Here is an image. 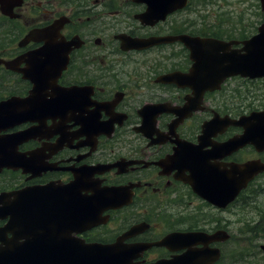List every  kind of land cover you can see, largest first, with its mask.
I'll return each mask as SVG.
<instances>
[{
  "label": "flooded vegetation",
  "instance_id": "flooded-vegetation-1",
  "mask_svg": "<svg viewBox=\"0 0 264 264\" xmlns=\"http://www.w3.org/2000/svg\"><path fill=\"white\" fill-rule=\"evenodd\" d=\"M2 1L0 60L10 67L0 64V103L26 100L37 89L33 104L22 105L57 109L0 132V139L11 137L10 144L0 140V153L5 146L13 164L0 166V194H13L14 200L22 191L46 188V196L60 203L69 194L61 189L73 186L77 192L71 210L41 213V222H27L26 229L36 231L32 239L43 229L52 241L47 248L86 249L78 255L99 264H264V208L256 194L264 173L250 183L249 194L218 207L212 195L204 198L192 185L213 181L230 166H188V142L198 143L204 123L216 114L238 118L236 91L242 84L262 88L264 78L227 79L200 102L188 85L193 62L185 44L124 50L118 40L120 34L209 38L214 27L218 39L244 41L264 25L262 0H249L255 27L236 38L224 36L223 20L207 24L201 18V0H190L153 27L130 18L114 24L112 0ZM228 1L218 0V8ZM145 9L137 5V13ZM192 15L200 20L189 30ZM49 48L63 55L46 58ZM188 103L198 109L189 114ZM240 133L230 126L214 141ZM254 151L244 148L218 162L249 161ZM93 205V211L83 212ZM68 216L73 221L65 222ZM6 222L0 221V228ZM210 252H218L213 263ZM122 255L127 258L119 259Z\"/></svg>",
  "mask_w": 264,
  "mask_h": 264
},
{
  "label": "water",
  "instance_id": "water-1",
  "mask_svg": "<svg viewBox=\"0 0 264 264\" xmlns=\"http://www.w3.org/2000/svg\"><path fill=\"white\" fill-rule=\"evenodd\" d=\"M133 2L146 5V10L143 13L135 15V19L146 26L155 25L160 19H165L166 15L178 9H183L188 4V0H133ZM1 3L5 4L2 0ZM4 12L10 15L11 8L6 6ZM119 40L125 50L146 49L176 41L188 46L190 58L194 62L188 73V85L194 90L195 99L200 98L207 90L213 91L220 88V85L229 77L238 75L250 78L264 77V27L260 28V33L256 37L244 41L242 49L233 48L234 44H238L237 42L200 39L186 35L149 39H133L121 35ZM52 50L49 48V51ZM62 55L63 53L59 56ZM59 56L57 53H49L48 58L59 59ZM0 63H4V61H0ZM37 92L36 89L29 97L28 102L30 104H33L31 102ZM22 107L26 108V112L17 111L18 108L21 110ZM55 108L52 105H27L25 107L19 105L16 99L2 102L0 103V131L13 127L20 122V119L35 117L41 115L42 110ZM194 109H196L195 106L188 105V113H192ZM229 126L241 127L243 133L225 143L213 142V137L218 133H223ZM248 145L253 146L258 152H264V111L252 112L250 115L242 116L238 120L229 117L220 118L216 115L214 119L206 122L203 125V135L199 137V144L188 143V166H230V169L221 171L220 175L213 181L203 180L193 184L192 186L196 189V192L204 198L208 197V199L209 195H212L214 199L213 201L210 199L211 203L219 207H225L234 201L235 197L247 187L251 180L264 172V163L261 160H251L242 164H223L218 160ZM209 147L210 149L205 150ZM8 155L7 149L2 146L0 166L12 165ZM60 193H69L67 199L60 203L56 198L46 196V188L22 191L14 200H12L13 194L0 195V220L8 219L6 225L0 228V242L3 244L0 246V264H99V262L87 260L90 257L78 255L79 252L83 253V250L86 249L47 248L44 244L52 241L47 239L46 231L42 229L41 235L35 234L34 238L37 237L38 239L34 240L32 239V233H36V231L31 232L26 229L28 221L41 222L42 219H45L41 213H56L74 208L76 205L74 199L77 192L73 186L61 189ZM93 210L94 205L83 212ZM64 219L65 222L73 221V218L69 216ZM59 221L64 220L59 219ZM9 233L13 234L14 238L9 239ZM20 239L23 242H20ZM212 254H214V257L208 263H213L214 259L218 258V252L209 253V255ZM113 258H116V256L114 255ZM124 258L126 259L127 256H119V259ZM132 258L133 256L129 251L128 259Z\"/></svg>",
  "mask_w": 264,
  "mask_h": 264
},
{
  "label": "rangeland",
  "instance_id": "rangeland-1",
  "mask_svg": "<svg viewBox=\"0 0 264 264\" xmlns=\"http://www.w3.org/2000/svg\"><path fill=\"white\" fill-rule=\"evenodd\" d=\"M239 1L241 0H230L225 3L224 9L221 10L222 9L220 8L221 4L218 2V0H201L198 3L197 9L198 11H201L200 12L201 18L208 19V21H206L207 24L210 23L216 24L223 20L224 24H226L224 30L228 31L227 33L224 32V34L228 36H244L245 33L252 31L253 28L255 27L254 26L255 20L253 19V13L255 12V10L252 8V5L249 3V0L248 2L242 1V3H239ZM218 3L220 4L219 8H218ZM116 6L123 7L124 1L115 0V3H113L112 10L116 11L117 9H114V7ZM127 11H128V6L126 7V12ZM124 12L125 10L121 11L119 14L113 13V17L111 18V20H113L114 23H116V21L124 22L129 16V15L126 16ZM193 13H198V12L193 11ZM129 14L131 15L132 13ZM191 17L192 18H190V24L188 26L189 30H191V28L193 27L190 25H194V23L197 20H200L198 16L192 15ZM227 23L229 24L227 25ZM208 31H217V29L214 27H209ZM249 90L252 92V94L256 92L257 96L250 97L247 100L245 98L242 100L241 98V106H243V108L246 106L245 108H247L252 103L255 109H263L264 108V101H262L264 99L263 89L261 90L256 88L255 86L243 84V86L240 87L239 91L238 92L236 91V93L240 95V93L248 92ZM245 110H246L245 113L247 112L249 113V111H251L248 109ZM123 148H125L124 144H122L121 149ZM254 156H256V154H250L247 157L255 158ZM259 194H261V198L259 199L261 201L260 205L264 208V190H262V188L260 189ZM243 242L244 239L239 240L240 245H244ZM240 247L243 248V250L245 249L242 246Z\"/></svg>",
  "mask_w": 264,
  "mask_h": 264
},
{
  "label": "trees",
  "instance_id": "trees-1",
  "mask_svg": "<svg viewBox=\"0 0 264 264\" xmlns=\"http://www.w3.org/2000/svg\"><path fill=\"white\" fill-rule=\"evenodd\" d=\"M112 2L113 3H115V0H112ZM127 3H129V1L127 0ZM119 6H117V8H118ZM115 8V7H114ZM252 86H255L256 88H258V86H256V85H252ZM259 89V88H258ZM257 95H256V92L254 93V94H252V92L249 90L248 92H242V93H240V95H239V99L241 100V98H242V100L245 98L246 100L247 99H249L250 97H256ZM262 101H264V99L262 100ZM240 105H241V103H240ZM246 107V106H245ZM243 108V106H240V115H242V114H244L245 112H246V110L245 109H248V110H251V111H253V110H257V109H255V107L252 105V103L250 104V106H248L247 108ZM251 111H249V112H251ZM245 193H248V192H243V194H245Z\"/></svg>",
  "mask_w": 264,
  "mask_h": 264
}]
</instances>
